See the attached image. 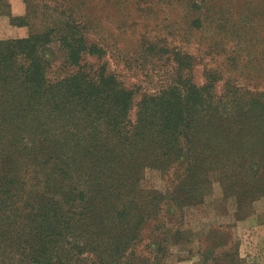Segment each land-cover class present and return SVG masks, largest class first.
<instances>
[{
  "label": "trees",
  "instance_id": "16d2710c",
  "mask_svg": "<svg viewBox=\"0 0 264 264\" xmlns=\"http://www.w3.org/2000/svg\"><path fill=\"white\" fill-rule=\"evenodd\" d=\"M50 1L66 22L26 39L0 41V264H117L121 246L137 243L144 223L164 228V202L179 215L184 204L204 194L212 173L230 191L254 198L264 191V148L249 143L264 133V91L240 94L244 89L228 78L226 87L236 89L238 100L232 106L224 98L215 102V78L228 73L210 68L203 86L183 76L145 95L134 121L135 93L105 60L117 42L113 33L104 34L110 25L101 12L103 0ZM197 1L187 9L197 15L188 23L190 33L206 23L212 27L221 12L212 0ZM135 26L119 21L115 28L128 32ZM56 43L71 71L52 81V63L43 51ZM185 55L184 61L175 56L179 68L196 59ZM244 61L241 77L264 79V57ZM256 138L255 146L262 137ZM148 167L175 171L178 182L168 197L141 188ZM249 182L252 190L242 185ZM19 195H26L24 207L16 202ZM131 226L132 232L124 229ZM181 234L172 239L180 241Z\"/></svg>",
  "mask_w": 264,
  "mask_h": 264
},
{
  "label": "rangeland",
  "instance_id": "374dc122",
  "mask_svg": "<svg viewBox=\"0 0 264 264\" xmlns=\"http://www.w3.org/2000/svg\"><path fill=\"white\" fill-rule=\"evenodd\" d=\"M194 1L103 0L101 12L111 26L104 34L108 37L113 33L117 42L109 48L105 60L109 69L135 93V106L131 112L134 121L145 95L157 94L174 81L184 79L183 76L203 86L207 80L205 71L210 68H221L228 73L215 78L212 91L217 96L215 102H219L218 97L224 98L229 102L226 104L232 106L238 100L236 89L226 87L228 78L244 89L240 94L246 93L245 90L264 91V79H251L247 74L241 77L238 73L245 68L244 59L256 57L262 60L264 57V0H212L213 6L217 3V10H221L218 16L214 10L212 27L206 23V29L190 33L188 23L196 20L197 15L187 9ZM210 1L205 0L206 4ZM117 9H121L120 14ZM60 20L66 22L50 0H0V41L26 39L32 33L54 27L56 22L59 26ZM119 21L136 23V26L128 32L123 28L119 30L115 28ZM148 42L158 44L159 48ZM186 52L196 58L189 62L190 69L188 63L179 68L182 63L175 61V56L184 61ZM43 54L52 63L50 80L55 81L71 71L64 63L65 53L59 43L47 46ZM85 58L91 63L96 62L93 57L86 55ZM233 58L243 61L228 63ZM262 64L255 65L256 69ZM229 94L231 96L227 98ZM260 114L263 116L260 127L264 131V114ZM48 126L50 128V124ZM256 137H262L257 146ZM256 137L249 140L251 146L264 148V133H258ZM213 151L218 152L216 148ZM207 152L204 149L202 156L206 157ZM28 161L30 163L31 159ZM174 174V170L166 174L148 167L140 186L146 191L168 194V197L178 182ZM242 185L252 190L251 182ZM252 194L230 191L219 173H212L204 194L196 202L184 204L179 215L172 214V204L168 200L164 202L160 217L166 223L164 228L156 230L157 223L153 220L149 224L143 222L139 241L121 246L116 256L117 264H207L213 256L224 258L226 253L229 255L220 264H264V191L255 198ZM25 197L17 199V204L24 207ZM25 215L22 212V216ZM124 229L132 232L135 226ZM177 231L182 232L180 241L172 239Z\"/></svg>",
  "mask_w": 264,
  "mask_h": 264
}]
</instances>
